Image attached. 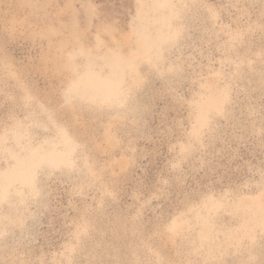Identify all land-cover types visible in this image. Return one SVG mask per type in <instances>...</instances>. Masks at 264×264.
<instances>
[{
	"label": "rangeland",
	"instance_id": "rangeland-1",
	"mask_svg": "<svg viewBox=\"0 0 264 264\" xmlns=\"http://www.w3.org/2000/svg\"><path fill=\"white\" fill-rule=\"evenodd\" d=\"M0 264H264V0H0Z\"/></svg>",
	"mask_w": 264,
	"mask_h": 264
}]
</instances>
